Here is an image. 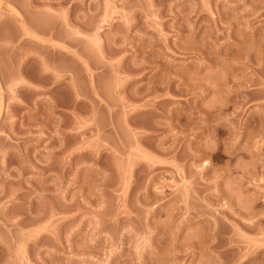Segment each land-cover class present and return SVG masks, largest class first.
Instances as JSON below:
<instances>
[{"label": "rangeland", "instance_id": "rangeland-1", "mask_svg": "<svg viewBox=\"0 0 264 264\" xmlns=\"http://www.w3.org/2000/svg\"><path fill=\"white\" fill-rule=\"evenodd\" d=\"M0 264H264V0H0Z\"/></svg>", "mask_w": 264, "mask_h": 264}, {"label": "bare ground", "instance_id": "bare-ground-1", "mask_svg": "<svg viewBox=\"0 0 264 264\" xmlns=\"http://www.w3.org/2000/svg\"><path fill=\"white\" fill-rule=\"evenodd\" d=\"M3 35H4V34H3ZM6 38H8V36H7Z\"/></svg>", "mask_w": 264, "mask_h": 264}]
</instances>
